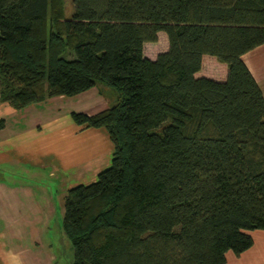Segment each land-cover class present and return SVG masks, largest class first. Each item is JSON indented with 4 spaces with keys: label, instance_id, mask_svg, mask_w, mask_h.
<instances>
[{
    "label": "trees",
    "instance_id": "16d2710c",
    "mask_svg": "<svg viewBox=\"0 0 264 264\" xmlns=\"http://www.w3.org/2000/svg\"><path fill=\"white\" fill-rule=\"evenodd\" d=\"M72 3L65 17L64 0H0L1 101L115 93L69 112L112 143L110 164L63 196L71 264H223L264 229V95L242 59L264 42V0ZM204 53L225 79L195 75Z\"/></svg>",
    "mask_w": 264,
    "mask_h": 264
},
{
    "label": "crops",
    "instance_id": "0c3cea01",
    "mask_svg": "<svg viewBox=\"0 0 264 264\" xmlns=\"http://www.w3.org/2000/svg\"><path fill=\"white\" fill-rule=\"evenodd\" d=\"M145 55L155 57L152 53ZM242 59L264 95V42L244 52ZM195 75L223 80L227 75V64L217 60L213 54L204 53L201 67ZM100 84L98 88L95 87L96 83L75 94L84 96L77 100L82 106L85 104L82 111L94 113L114 102L113 89ZM62 98L64 95H54L22 108H15L7 101L0 100V118H4V124L0 126V163H8L11 172L27 170V167L20 165L23 161L31 163V167L38 171L48 163L49 175L55 171H61L64 175L69 172L73 181H85L93 180L98 171L108 165L112 143L105 128L76 123L69 113V116L63 113L62 106L52 103V100ZM0 199H15L17 207H20L24 204L22 199H37V195L29 184L3 177L0 178ZM1 217L32 221L39 216L24 212L23 207L8 214L7 209L1 207L0 219L4 220ZM246 232L252 236V244L239 254L227 250L223 264H264V229H246ZM4 246L0 238V264H27L21 254L18 256ZM43 264H53L52 259L43 261Z\"/></svg>",
    "mask_w": 264,
    "mask_h": 264
},
{
    "label": "rangeland",
    "instance_id": "374dc122",
    "mask_svg": "<svg viewBox=\"0 0 264 264\" xmlns=\"http://www.w3.org/2000/svg\"><path fill=\"white\" fill-rule=\"evenodd\" d=\"M72 11V0H64L65 17H69ZM167 45L166 33L159 31L157 40L144 42L143 51L145 54L156 55L159 51L165 50ZM100 85L97 83L95 87L98 88ZM110 89L113 88L110 87ZM82 95H64V98L52 100V103L62 106L64 114H68L70 110L82 111L81 109H84L85 104L82 106L81 103H77V100L84 98ZM20 165L27 167V170L11 172L9 170L11 166L8 163H0V178L4 177L14 182L29 184L37 195V199H22L24 204L20 207H17L15 199H0V210L1 207L2 209L6 208L7 213L10 214L23 207L24 212L27 211L31 215H38L39 217L38 219L35 218L37 220L32 219V221L8 220L1 217L4 220L0 219V238L5 244L4 247L18 256L21 254L22 260L27 264H43V261L48 262L49 259H52L53 264H71L73 247L62 225L63 196L68 187L93 181L97 174L93 180L73 181L69 172L64 175L61 171H55L53 175H49L50 165L48 163H45L44 167H40L39 171L34 170L29 162L23 161Z\"/></svg>",
    "mask_w": 264,
    "mask_h": 264
}]
</instances>
